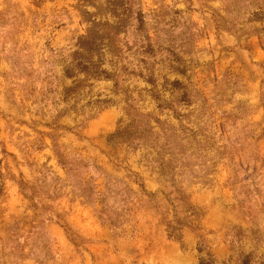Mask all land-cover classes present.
<instances>
[{
  "label": "rangeland",
  "instance_id": "obj_1",
  "mask_svg": "<svg viewBox=\"0 0 264 264\" xmlns=\"http://www.w3.org/2000/svg\"><path fill=\"white\" fill-rule=\"evenodd\" d=\"M0 185V264L264 258V0H0Z\"/></svg>",
  "mask_w": 264,
  "mask_h": 264
},
{
  "label": "trees",
  "instance_id": "obj_2",
  "mask_svg": "<svg viewBox=\"0 0 264 264\" xmlns=\"http://www.w3.org/2000/svg\"><path fill=\"white\" fill-rule=\"evenodd\" d=\"M78 66H80V64H78ZM87 76L90 77L91 75L87 74ZM68 91H71V90H68ZM2 191H3L2 186L0 185V196H1ZM198 264H216V263L214 262L213 259L208 258L206 260L205 259L200 260ZM236 264H264V258L262 257L257 258L256 256H253L252 254L241 255L236 261Z\"/></svg>",
  "mask_w": 264,
  "mask_h": 264
}]
</instances>
